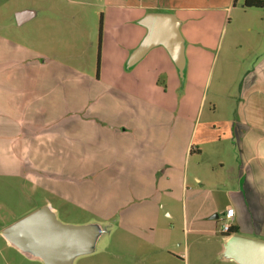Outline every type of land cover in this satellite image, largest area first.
I'll use <instances>...</instances> for the list:
<instances>
[{
    "label": "rangeland",
    "instance_id": "1",
    "mask_svg": "<svg viewBox=\"0 0 264 264\" xmlns=\"http://www.w3.org/2000/svg\"><path fill=\"white\" fill-rule=\"evenodd\" d=\"M244 1L0 0V56H12L17 58L18 64L24 63L13 65L14 76L44 83L36 85V109L58 108L60 96L65 111L81 110L75 115L78 123L83 121L84 124L74 127L79 130L74 134L82 141L77 147L85 155L95 153L98 160L107 155L106 135L96 134L97 119L90 116L91 110L110 114L127 108L170 110L178 115L179 143L183 144L188 140L193 123L199 124L201 130L229 115L230 106L249 110L250 105L247 107L243 98L246 95L241 97L240 94L242 83L238 73L241 66L249 67L252 63L247 53L249 47L258 51L264 49V9L245 8ZM27 9L36 17L17 25L15 12ZM147 13L172 14L179 21L184 57L189 61L182 76L161 45L151 48L134 65H128L130 51L146 30L139 20ZM198 52L203 57L195 72L191 59ZM38 62H43L44 66ZM41 88L47 89V93ZM258 114V122L262 123L264 106L261 103ZM92 121L95 124L90 123ZM98 123L108 125L104 121ZM216 132L211 135L221 137V132ZM221 140L223 147L231 142L224 137ZM195 144H200L198 138ZM30 188L17 178L0 176L1 226L47 202L56 207L55 216L61 222L78 224L90 219L86 208L63 200L50 190ZM66 191L69 192V188ZM89 192L85 189L80 193L81 201L86 204L89 197L92 201L96 196L94 189ZM178 208H181L180 202ZM224 223L218 220L209 223L214 232L201 237L187 234L177 220L173 240L178 241L179 247L173 250L178 259L148 246L147 252L154 253L146 261L138 255L137 239L125 238L116 227L110 237L100 235L93 252L77 257L73 264H226L218 247ZM0 244L1 247L2 242ZM16 254L4 252L11 264H44L28 255ZM0 264L5 262L0 261Z\"/></svg>",
    "mask_w": 264,
    "mask_h": 264
},
{
    "label": "crops",
    "instance_id": "2",
    "mask_svg": "<svg viewBox=\"0 0 264 264\" xmlns=\"http://www.w3.org/2000/svg\"><path fill=\"white\" fill-rule=\"evenodd\" d=\"M34 17L33 12L21 24ZM145 34L146 30L143 37ZM247 53L252 63L240 67L238 80L242 83L241 97L246 95L243 98L247 107L250 105L249 110L230 106L229 115L201 130L199 124L193 123L183 144L179 143L178 115L170 110L127 108L111 114L91 110L90 116L97 119L96 124L90 122L95 124L96 134H105L107 138V155L100 160L95 153L86 156L77 147L82 141L75 136L74 132L79 130L74 127L84 123H78L75 114L81 110L65 111L60 96L59 109H36V87L44 83L14 76V66L24 63L18 64L12 56H0V176L17 178L33 190H50L63 200L86 208L90 219L83 223L56 219L68 225H92L99 232L97 238L110 237L117 227L125 238L137 239L138 255L145 261L154 253L147 252L148 246L178 259L173 250L179 247L178 241L173 240L177 220L187 234L201 237L214 232L208 225L214 220L235 227L237 233L220 235L218 247L222 254L232 235L264 241V121L257 119L260 103L264 106V49L249 47ZM202 57L199 52L192 56L195 72ZM38 63L44 66L43 62ZM41 91L47 93V89ZM212 107L215 110V105ZM98 121L108 125L101 126ZM212 132H221V137L211 135ZM222 136L231 141L229 146H222ZM80 184L90 186L80 188ZM85 189L89 193L94 189L96 194L92 201L88 198V204L80 199ZM45 205L54 215L58 211L50 202L34 210ZM213 214L217 217L213 218ZM8 225H0V261L11 264L5 251L41 261L3 237L2 230ZM222 260L238 264L226 256Z\"/></svg>",
    "mask_w": 264,
    "mask_h": 264
},
{
    "label": "water",
    "instance_id": "3",
    "mask_svg": "<svg viewBox=\"0 0 264 264\" xmlns=\"http://www.w3.org/2000/svg\"><path fill=\"white\" fill-rule=\"evenodd\" d=\"M32 13L27 10L17 12V23L21 24ZM139 24L146 29V34L132 51L128 65H134L151 48L161 45L182 76L186 60L177 18L167 13H147ZM98 233L92 225L75 226L59 222L47 205L2 230L6 240L39 258L44 264H73L74 258L93 251ZM224 254L238 264H264V241L232 235L225 244Z\"/></svg>",
    "mask_w": 264,
    "mask_h": 264
},
{
    "label": "trees",
    "instance_id": "4",
    "mask_svg": "<svg viewBox=\"0 0 264 264\" xmlns=\"http://www.w3.org/2000/svg\"><path fill=\"white\" fill-rule=\"evenodd\" d=\"M245 8H262L264 9V0H245L244 1ZM237 230L235 227L230 226L227 235L235 234Z\"/></svg>",
    "mask_w": 264,
    "mask_h": 264
},
{
    "label": "built area",
    "instance_id": "5",
    "mask_svg": "<svg viewBox=\"0 0 264 264\" xmlns=\"http://www.w3.org/2000/svg\"><path fill=\"white\" fill-rule=\"evenodd\" d=\"M229 228H230V225L228 223H224V224H222L221 232L228 233Z\"/></svg>",
    "mask_w": 264,
    "mask_h": 264
}]
</instances>
